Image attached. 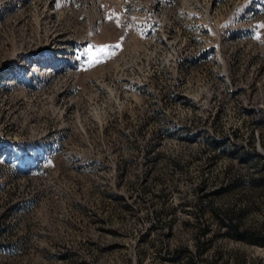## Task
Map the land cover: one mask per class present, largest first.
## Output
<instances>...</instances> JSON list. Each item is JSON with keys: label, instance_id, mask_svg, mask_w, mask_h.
<instances>
[{"label": "rangeland", "instance_id": "rangeland-1", "mask_svg": "<svg viewBox=\"0 0 264 264\" xmlns=\"http://www.w3.org/2000/svg\"><path fill=\"white\" fill-rule=\"evenodd\" d=\"M262 25L264 0H0V264H264L212 211L264 217Z\"/></svg>", "mask_w": 264, "mask_h": 264}, {"label": "trees", "instance_id": "trees-1", "mask_svg": "<svg viewBox=\"0 0 264 264\" xmlns=\"http://www.w3.org/2000/svg\"><path fill=\"white\" fill-rule=\"evenodd\" d=\"M263 182L264 183V178ZM213 208V213L215 215L216 221L218 223V231L225 229V235L240 242H244L250 245H255L264 248V217L257 225L246 226L243 221V212L245 208L239 209L235 212L234 209H219ZM209 233V229L202 230V234L206 235ZM203 246L201 245V248ZM199 246V253L203 251ZM180 254V251H177ZM187 258L191 264H193V259L191 255H187Z\"/></svg>", "mask_w": 264, "mask_h": 264}, {"label": "snow or ice", "instance_id": "snow-or-ice-1", "mask_svg": "<svg viewBox=\"0 0 264 264\" xmlns=\"http://www.w3.org/2000/svg\"><path fill=\"white\" fill-rule=\"evenodd\" d=\"M262 27H264V25H262Z\"/></svg>", "mask_w": 264, "mask_h": 264}]
</instances>
